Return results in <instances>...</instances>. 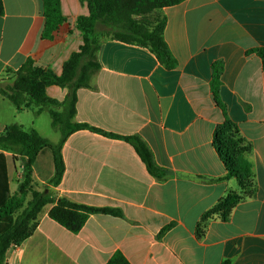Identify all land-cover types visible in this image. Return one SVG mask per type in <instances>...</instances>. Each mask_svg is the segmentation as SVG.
Returning a JSON list of instances; mask_svg holds the SVG:
<instances>
[{"label": "crops", "instance_id": "0c3cea01", "mask_svg": "<svg viewBox=\"0 0 264 264\" xmlns=\"http://www.w3.org/2000/svg\"><path fill=\"white\" fill-rule=\"evenodd\" d=\"M1 1L0 86L11 84L12 73L27 59L59 76L82 45L75 21L88 16L86 3L59 0L66 23L43 39L42 0ZM161 14L177 67L166 70L145 48L102 42L101 68L90 88L77 92L75 121L139 136L166 171L164 180L151 177L126 142L86 130L71 134L61 148L60 184L49 185L54 164L44 149L33 165V190L117 209L121 217L90 216L72 234L48 217L51 205H46L33 234L7 250L4 264H106L115 252L129 264H264V67L254 52L264 49V0H186ZM215 63L221 66L218 95L225 115L252 147L246 159L257 192L234 208L228 222L215 218L197 239L201 216L227 191L238 190L235 180L217 181L226 170L213 146V132L224 120L210 89ZM45 94L62 102L66 90L52 85ZM35 111L33 106L18 110L0 95V133L17 125L56 144L60 136L48 111ZM0 154L11 197L21 180V161Z\"/></svg>", "mask_w": 264, "mask_h": 264}, {"label": "trees", "instance_id": "16d2710c", "mask_svg": "<svg viewBox=\"0 0 264 264\" xmlns=\"http://www.w3.org/2000/svg\"><path fill=\"white\" fill-rule=\"evenodd\" d=\"M86 3L88 16L78 17L75 27L81 34L82 45L63 64L59 76L49 69L38 67L27 59L13 74L11 84L0 86V95L16 109L33 106L35 114L48 111L52 128L59 133L56 144L42 138L36 131L26 132L21 126L10 125L0 133V150L12 154L13 160L21 161V180L17 192L9 196L6 159L0 154V264L11 246H18L29 238L37 227V219L46 205H51L48 217L72 234H78L86 221L93 215L121 217V212L111 208H97L70 202L66 198L56 199L50 192H37L32 187V170L39 153L49 149L54 164V174L49 185L57 187L65 170L61 148L67 138L78 131H90L109 139L121 140L129 144L151 177L164 180L166 171L159 167L149 147L139 136H120L105 132L85 123L75 121L77 92L88 89L93 76L100 70L97 53L106 40H113L145 48L151 52L166 70L177 67L163 34L166 18L161 10L176 6L186 0H82ZM3 4L0 0V16ZM44 18L43 39H51L53 33L66 23L61 14L59 0H42ZM102 30L99 31L98 27ZM264 67V49L254 51ZM221 66H212L211 94L216 106L222 111L224 120L213 132V146L226 174L218 182L235 180L237 191L229 190L210 210L205 212L195 229L197 239L205 236L208 224L215 218L226 223L234 208L245 199L256 197L252 165L246 157L252 147L240 136L237 126L225 115V108L219 99ZM58 86L66 90L62 102L49 99L45 94L48 86ZM30 200L23 205L27 197ZM15 215V217H14ZM163 228L159 239L171 228ZM106 264H129L120 252H115ZM222 264H228L224 262Z\"/></svg>", "mask_w": 264, "mask_h": 264}, {"label": "rangeland", "instance_id": "374dc122", "mask_svg": "<svg viewBox=\"0 0 264 264\" xmlns=\"http://www.w3.org/2000/svg\"><path fill=\"white\" fill-rule=\"evenodd\" d=\"M98 30H99V31H101V30H102V27H101V26H99V27H98Z\"/></svg>", "mask_w": 264, "mask_h": 264}]
</instances>
